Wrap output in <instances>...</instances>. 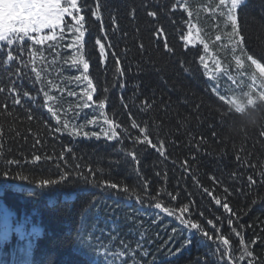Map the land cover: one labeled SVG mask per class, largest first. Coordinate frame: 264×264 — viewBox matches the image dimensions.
Returning a JSON list of instances; mask_svg holds the SVG:
<instances>
[{
  "label": "snow or ice",
  "instance_id": "obj_1",
  "mask_svg": "<svg viewBox=\"0 0 264 264\" xmlns=\"http://www.w3.org/2000/svg\"><path fill=\"white\" fill-rule=\"evenodd\" d=\"M244 3L245 0H216L212 4L210 0L209 5L204 7V11L222 18L224 28L222 34L215 35L211 44L202 34V29L192 22L196 17L189 0H172L167 9V14H174L178 10L187 14L188 19L184 21L186 31L181 32L180 39L184 41L185 48L202 46V54H197L198 67L206 78L207 93L225 105L223 111L217 109L221 120L225 118L230 106H242L232 89L220 85L221 76L233 83L235 80L227 67L222 68L221 59L213 49L216 42L225 39L226 46H230L238 75L246 77L248 81L245 92L252 97H264V56L257 58L249 54L240 33L238 10ZM105 8L104 0H92L91 3L89 0H0V94H4L3 99H0V109L4 111L0 115L6 114L13 120L18 119L13 109L19 105L27 121H39L45 127L44 136L58 143L57 150L56 145L46 144L43 138H39L33 140L31 150L27 153L10 147L5 149L4 128L0 125V179L28 182L34 189L75 186L79 183L106 192L114 191L128 200H134L141 214L145 208H150L151 224L164 221L163 231L167 232L175 222L176 226L171 227L168 239L162 242L169 256H179L185 248L193 245V237L199 236L200 243L207 246L209 251L198 257L195 264H209V260L212 264H257L254 248L258 242L264 241V237L256 236L247 241L245 235L251 225L241 223V220L257 204H264V197L257 193L247 204L234 205L231 199L233 191L224 185L221 178L210 175L211 183L202 184L194 171L195 155L179 161L170 159L168 145L174 141L170 136L161 135L163 121L156 123L155 118H143L144 114L151 113L156 106L155 90L152 97L141 99L139 103H136L140 95L139 83L132 85L136 89L132 96L126 98L120 95V107L127 120L120 118L115 105L111 111L107 110L110 93L113 90L125 92L126 74L131 72L133 61L129 59L128 50L120 48L113 40V37L121 39L118 35L121 32L118 18L110 16L108 26H105ZM130 14L134 16L135 9ZM147 15L156 20L159 13L152 10ZM89 17L97 22L93 47L97 52L98 67L94 72L90 70L92 56L87 49L86 39L92 28ZM152 39L170 59H177L184 74L192 76L197 71L189 61L176 57L167 30L159 22L153 27ZM138 47L141 59L135 67L137 71H144V65L150 58H144L146 48L143 43ZM46 52L51 53V60ZM53 65L60 66L55 79L50 78L49 72ZM152 68L163 71L154 65ZM65 72L73 74L64 75ZM101 76L104 77L103 86L99 84ZM25 80L30 87L24 86ZM65 97H74L76 100L67 103ZM253 102L249 100V103ZM160 107L163 110L169 105L161 101ZM34 109L44 110L47 119L38 117ZM9 131L12 139L19 137L27 142L18 129L10 128ZM261 136H264V131ZM64 137H67V143H64ZM85 139L103 140L112 144L114 158L107 159V169L80 154L78 144L74 142ZM204 143L206 141H200L198 149ZM151 153L157 155V160L150 166L145 165L144 156ZM235 159L241 166L255 167L249 159L239 154ZM169 161L173 171L178 167L184 174L176 181L177 185L187 177L192 179L193 187L200 195L199 203L187 189H184L186 199L182 198L179 188L169 190ZM127 165L131 166V173L136 177L135 183L111 179V169ZM146 167H151L152 176L159 178L160 184L155 189L152 178L145 172ZM230 176L234 181L244 179L237 171L231 172ZM246 181L250 189L258 184L264 186V165L259 167L255 176L248 175ZM204 197L209 199L214 211L205 203ZM98 202L89 201L87 207H94ZM130 222L139 230L134 245L124 240L116 245L118 236L112 233H108V242L104 243L94 235L95 228L86 238L80 237L81 244L94 256H98L102 264H156L155 256L150 260L145 259L150 256L146 245L152 243L151 237L147 235L149 229L134 218H130ZM177 234L183 235L184 240L178 248H173L171 244ZM233 239L236 241L235 251ZM21 264L26 262L22 261Z\"/></svg>",
  "mask_w": 264,
  "mask_h": 264
},
{
  "label": "trees",
  "instance_id": "obj_2",
  "mask_svg": "<svg viewBox=\"0 0 264 264\" xmlns=\"http://www.w3.org/2000/svg\"><path fill=\"white\" fill-rule=\"evenodd\" d=\"M91 2L92 0H89V3ZM171 2L172 0H104L105 26H108L110 16L118 18L121 28L118 35L121 39L117 40L113 37V40L119 44L120 48L128 50L129 59L133 61L131 72L126 74L125 92L113 90L110 93V104L107 110L111 111L112 106L115 105L119 110L120 118L127 120L124 110L120 107V95L126 98L132 96L136 91L132 85L139 83L140 95L136 99V103H139L141 99L152 97L155 90L156 106L151 113L144 114L143 118H155L156 123L163 121L161 135L170 136L174 141L168 145L170 159L175 158L179 161L195 155L197 159L194 162V171L202 184L211 183L210 175L221 178L224 185L233 191L232 203L243 206L250 199L255 198L257 193L264 197V186L258 184L250 189L246 181L248 175L255 176L259 167L264 165V136H261V132L264 131V98L258 96L259 99L253 106H246L242 111L230 106L225 113V118L220 119L217 109L223 111L225 105L207 93L206 78L202 74V69L198 67L197 54H202V46L184 47V41L180 39V35L182 31H186L184 21L188 17L180 10L174 14H167ZM209 3L210 0H189L196 17L192 22L202 29V34L211 44L215 35L222 34L224 28L222 18L203 10ZM211 3L215 4L216 0H211ZM132 9H135L134 16L130 14ZM152 10L159 13L156 20L147 15V12ZM157 22L167 30V37L176 50V57H182L197 68L192 76L184 74L179 68L177 59H170L153 41V27ZM89 23L92 24V28L91 34L86 37L87 49L92 56L90 70L94 72L98 67L97 52L93 47L97 35V22L93 17H89ZM238 23L247 52L257 58L264 56V0H246L238 10ZM140 43H143L146 48L144 58H150L144 65V71H137L135 67L136 62L141 59V50L138 47ZM213 49L221 59L222 68H228L235 82L244 79L245 82L241 88L247 89L248 81L246 77L238 75L229 50L230 46H226V40L216 42ZM60 51L63 52V49ZM46 55L49 60L52 59L51 53L46 52ZM152 65L163 71L153 70ZM59 71L60 66L53 65L49 69L50 78L55 79ZM71 74L73 72L64 73V75ZM227 82L233 83L223 76L220 77L221 86H227ZM23 83L26 88L30 87L27 80ZM99 84L103 86V76L100 77ZM69 87L73 86L69 85ZM99 94L98 88L97 95ZM3 95L0 94V99H3ZM75 100L74 97H65L67 103H74ZM161 101L169 107L161 110ZM2 111L4 110L0 109V112ZM13 111L18 119L13 120L6 114L0 115V125L4 128L5 149L10 147L27 153L31 150L34 139L43 138L46 144L56 145L58 150L57 141L44 136L43 124L37 120L27 121L24 110L19 105L15 106ZM34 112L38 117L47 119L44 110L34 109ZM10 128L18 129L21 135L26 137L27 142L25 143L19 137L12 139ZM33 133L36 134L35 137ZM63 141L67 143V137H64ZM200 141H206V143L198 149L197 145ZM74 143L78 144V151L86 159L99 163L106 169L108 168L107 159L114 158L111 143L86 139ZM237 154L249 159L251 165L255 167L241 166L235 159ZM100 157L105 159L101 160ZM155 160H157L155 153L144 156L145 165L150 166ZM43 167L48 168L49 165H43ZM167 168L169 190L179 188L182 198L186 199L184 189H187L199 203L200 195L193 187L192 179L187 177L177 185L176 181L184 174L178 167L173 171L170 161L167 163ZM110 171L111 179L114 181L123 180L129 184L136 181L135 175L131 173L130 165ZM233 171H237L244 179L234 181L230 176ZM145 172L152 178L153 189L158 187L160 181L159 178L152 176V168L146 167ZM89 201L99 202L94 207L88 208ZM204 201L212 207L213 211L215 210L207 197H204ZM137 209L136 202L128 200L123 195L79 183L75 186L34 189V186L28 182L0 179V264H21L22 261L26 264H97V262L102 264L98 256H94L91 251L83 247L80 237L86 238L87 234L95 228L94 235L104 243L108 242V233H112L118 236L116 245L120 240L134 245L138 239L139 230L130 222V218L138 220L149 229L147 235L151 237L152 243L146 245L150 253L146 260L155 256L156 264H195L198 257L204 256L205 252L209 251L207 246L200 243L201 238L194 236L191 247L185 248L179 256H169L168 249L162 247V242L168 239L171 227L176 226L175 222L167 232L163 231L164 221L156 225L151 224L150 208H145L142 214ZM241 223L251 225L245 235L247 241L255 239L256 236L264 237V204L253 207L248 215L243 217ZM183 240L184 236L177 234L171 247L178 248ZM235 250L236 241L233 239V251ZM254 252L258 258L257 264H264V241L255 245ZM209 264H212L211 260Z\"/></svg>",
  "mask_w": 264,
  "mask_h": 264
},
{
  "label": "rangeland",
  "instance_id": "obj_3",
  "mask_svg": "<svg viewBox=\"0 0 264 264\" xmlns=\"http://www.w3.org/2000/svg\"><path fill=\"white\" fill-rule=\"evenodd\" d=\"M246 1V0H245ZM244 79H240V82H235V83H230L227 82V88L232 89L235 93H236V99L239 101V103L241 104V108H236L234 105V107L239 110L242 111L244 110V108L246 106H253L255 104V102L259 99L258 96L252 97L249 95V93L245 92L247 89H242V85L244 84ZM264 98V97H261ZM253 100V103H249V100Z\"/></svg>",
  "mask_w": 264,
  "mask_h": 264
}]
</instances>
